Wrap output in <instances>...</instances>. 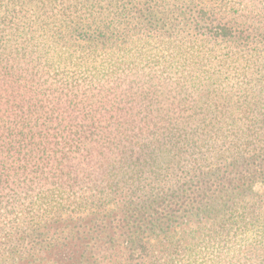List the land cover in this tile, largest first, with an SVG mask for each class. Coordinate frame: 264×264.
I'll use <instances>...</instances> for the list:
<instances>
[{
  "label": "trees",
  "instance_id": "obj_1",
  "mask_svg": "<svg viewBox=\"0 0 264 264\" xmlns=\"http://www.w3.org/2000/svg\"><path fill=\"white\" fill-rule=\"evenodd\" d=\"M0 264H264V0H0Z\"/></svg>",
  "mask_w": 264,
  "mask_h": 264
}]
</instances>
